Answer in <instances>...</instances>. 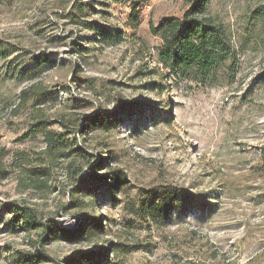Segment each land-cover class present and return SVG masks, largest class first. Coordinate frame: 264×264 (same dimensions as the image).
I'll list each match as a JSON object with an SVG mask.
<instances>
[{
    "label": "rangeland",
    "instance_id": "374dc122",
    "mask_svg": "<svg viewBox=\"0 0 264 264\" xmlns=\"http://www.w3.org/2000/svg\"><path fill=\"white\" fill-rule=\"evenodd\" d=\"M130 3L0 0V264H264V0H207L229 48L207 71L159 62L150 26L182 17L183 0H151L137 24ZM103 112L100 130L65 136L78 152L47 148L43 122L56 134ZM101 159L95 178L126 174L115 197L76 181ZM169 194L180 201L158 215ZM7 203L42 227L18 230ZM81 226L80 241L57 232Z\"/></svg>",
    "mask_w": 264,
    "mask_h": 264
},
{
    "label": "trees",
    "instance_id": "16d2710c",
    "mask_svg": "<svg viewBox=\"0 0 264 264\" xmlns=\"http://www.w3.org/2000/svg\"><path fill=\"white\" fill-rule=\"evenodd\" d=\"M125 0H110L112 3H121ZM151 0H131V13L130 17L137 24V10L143 5H148ZM207 0H183L187 9L180 18L165 17L161 18L159 24L154 28L150 26L151 34L159 36L161 39V49L158 52L159 62L169 67H179L183 69L197 68L201 71H207L214 68L217 60L223 53L228 51L226 42V35L220 26L214 24L212 20L201 17L205 13V7ZM77 7V6H76ZM75 8V7H74ZM76 9V8H75ZM6 57V53L0 45V60ZM25 95V93H21ZM108 119H113L108 113H96L94 115L82 116L77 120H61L58 124L63 131L61 133H53L46 131L45 123H42L41 130L43 131V137L46 142L47 148L51 151L58 152L64 157H69L68 153L78 152L77 147L71 148L65 155L64 150L69 149V143L65 138L68 134L73 136H85L93 131L100 130ZM74 125V126H73ZM71 126V127H70ZM74 141L76 139L73 137ZM72 145H76L73 143ZM80 158L85 160V155L80 154ZM106 163L101 159L96 163H88V171L77 170L75 176L77 183L80 185L95 186L99 189L106 188L115 197L120 188L124 187L126 182V174L122 169H116L106 174H102L100 177L95 178L94 175L102 164ZM37 175L43 176L44 173H37ZM76 178V177H75ZM160 204H157L155 211L158 215L167 214L170 209H174L177 206V201L180 199L177 195H166ZM3 212L12 215V224L18 230L28 233L31 230H37L42 225L39 221L38 215L30 207H21L17 204L7 203L4 204ZM94 226L100 228L101 223L97 218L93 219ZM53 225V222L50 225ZM51 227V226H50ZM85 228L83 226L78 227L74 231H68L65 229H59L61 239L69 242L80 241L83 238ZM53 233V230L46 227V233L42 244L48 243L49 234ZM47 235V236H46ZM77 257L69 261L68 264H105L104 257H94L92 254H85L79 252ZM104 256V255H103ZM13 260L17 264H35L36 261L42 260L41 256L31 255L28 253L16 252ZM104 262V263H103Z\"/></svg>",
    "mask_w": 264,
    "mask_h": 264
}]
</instances>
